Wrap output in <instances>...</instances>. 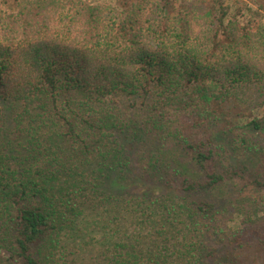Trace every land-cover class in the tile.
<instances>
[{
	"label": "trees",
	"instance_id": "obj_1",
	"mask_svg": "<svg viewBox=\"0 0 264 264\" xmlns=\"http://www.w3.org/2000/svg\"><path fill=\"white\" fill-rule=\"evenodd\" d=\"M203 1L0 0V264H264V1Z\"/></svg>",
	"mask_w": 264,
	"mask_h": 264
},
{
	"label": "rangeland",
	"instance_id": "obj_2",
	"mask_svg": "<svg viewBox=\"0 0 264 264\" xmlns=\"http://www.w3.org/2000/svg\"><path fill=\"white\" fill-rule=\"evenodd\" d=\"M90 3L93 4H110V5H114L115 4V0H86ZM190 2H194V0H188ZM197 1V0H195ZM198 1H203V0H198ZM226 2L227 6H228V16L227 18L230 17H234L236 16L238 19H240L241 21H243L246 17H247V11H246V7L245 6H250L252 8H256V4L252 3V2H248V0H223ZM264 1V0H262ZM204 2V1H203ZM238 9H240V14L237 13ZM263 15H264V11H262ZM257 112V111H256ZM257 115H260V112L256 113ZM262 200L264 201V191H259ZM226 191L224 190L223 192V196H225ZM264 206H262V212L261 210H256V213L258 215H264ZM228 210L229 207H228ZM228 214L227 220H226V225L228 226V228H230L231 230H237V229H241V218L242 215H240L239 212H226ZM255 262H258L259 264H262V260L260 258H257L255 260Z\"/></svg>",
	"mask_w": 264,
	"mask_h": 264
}]
</instances>
